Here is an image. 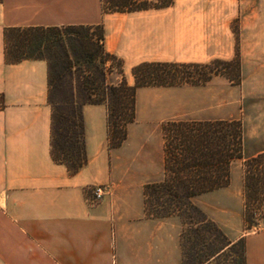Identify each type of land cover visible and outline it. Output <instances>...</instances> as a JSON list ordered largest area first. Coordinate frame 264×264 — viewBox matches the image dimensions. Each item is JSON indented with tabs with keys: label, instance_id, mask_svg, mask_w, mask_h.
<instances>
[{
	"label": "crops",
	"instance_id": "crops-1",
	"mask_svg": "<svg viewBox=\"0 0 264 264\" xmlns=\"http://www.w3.org/2000/svg\"><path fill=\"white\" fill-rule=\"evenodd\" d=\"M100 24L106 50L123 60L126 75L147 62L204 65L239 53L241 85L214 76L199 86L140 90L156 95L147 107L155 117L181 105L183 120H241L244 155L264 154V0H175L115 14L103 13L102 0H0V264H191L182 217L146 211L145 187L159 181L137 173L158 172V150L144 164L136 130L110 149L107 107L85 104L88 162L71 174L52 156L48 62L7 61L9 28ZM96 186L110 192L92 203ZM244 188L234 169L228 187L191 199L225 242L199 264H235L239 243L241 264H264V204L259 226L249 230Z\"/></svg>",
	"mask_w": 264,
	"mask_h": 264
},
{
	"label": "trees",
	"instance_id": "trees-1",
	"mask_svg": "<svg viewBox=\"0 0 264 264\" xmlns=\"http://www.w3.org/2000/svg\"><path fill=\"white\" fill-rule=\"evenodd\" d=\"M174 2L175 0H102V7L104 14L133 13L167 8ZM93 27L9 28L6 30L7 61L10 64H18L25 60H45L35 54L49 42V34L58 33L62 38L64 31L73 34L75 30L85 31ZM96 27L101 32L99 44L102 47L96 51V55L104 54L107 58L115 59L113 55L105 53L103 24ZM214 63L232 66V72L211 69L212 66L209 64L142 63L133 69L135 86L130 87L123 82L117 86L105 87L106 95L92 93L88 104L107 107L109 148H121L127 140L128 126L136 119V95L139 88L204 85L218 75L226 76L235 84L240 83L239 55L231 63L218 61ZM191 68L209 70V73L205 71L199 73V77H194L190 71L187 73ZM51 87L50 82V90ZM50 103L53 108V159L56 163L65 165L71 174H76L88 162L82 110L79 114L73 111L71 116L64 115L60 119L56 104ZM163 133L165 138L164 179L145 187L146 211L153 218L178 215L181 210L178 207L179 204L185 203V206H188L194 197L228 187L231 183L232 163L242 158L244 143L242 122L238 120L215 122L170 120L163 125ZM261 159L264 160V155L253 158L250 162H259ZM246 187L248 190L247 182ZM263 201L264 193L254 200V204L260 208ZM249 203L247 207L252 205L251 202ZM196 210L199 211L197 208ZM247 213L246 210V223L248 222Z\"/></svg>",
	"mask_w": 264,
	"mask_h": 264
},
{
	"label": "rangeland",
	"instance_id": "rangeland-1",
	"mask_svg": "<svg viewBox=\"0 0 264 264\" xmlns=\"http://www.w3.org/2000/svg\"><path fill=\"white\" fill-rule=\"evenodd\" d=\"M100 33V29L94 26L91 30H75V33L73 34H68L64 31L62 33V38L58 33L49 34V42L45 44L43 48H41L40 52H37L35 54V56L37 57L44 58L49 64L50 82L52 85L49 99L50 102L56 104L57 114L60 119L64 115L71 116L73 111L79 114L82 110L83 105L90 103V96L92 93H101L102 95H106L104 94L105 87L117 86L122 84L123 82H125L130 87L135 86V77L133 75V70L131 75H126L124 71L123 60L106 50L105 41V53L113 55L115 59L107 58L106 56H104V54H100L99 56L96 55V51L99 48H102L99 44ZM237 55H239V53L236 54V57ZM233 61L218 62L231 63ZM214 62L209 64L212 66L211 69H220V72H232V66L229 67L222 64H216ZM224 68H226V70ZM189 71L194 77H199L198 74L204 73L205 71L209 73V70L201 68L198 70L197 68H191L190 70H188L187 73H189ZM218 76H223L227 78L224 75ZM230 82L232 81L230 80ZM241 82L242 76L239 84H235L234 82H232V84L238 86L241 85ZM142 88L154 89L157 87ZM142 88H139L137 90L136 119L134 123L128 126V133L130 134L131 131L132 134V131L136 130L135 139L140 149L143 151V162L145 161V159H147V162L149 163L150 156L152 155V160L153 162H155V150L157 149L159 153L158 172L151 173L149 171H142L138 172L137 174L142 176L144 179H148V176H150V174H153V176L155 175L154 180L161 182L164 179L163 147L165 151L163 125L170 120H183V117L181 115V105L179 111L175 110L174 112V110L172 109L165 113L159 114L157 117L152 116L150 110L147 107L150 106L152 101L155 100L157 97L156 95H145L146 90H140ZM107 98L109 100L108 95ZM176 112H178V114H175ZM141 125H145L147 131H143L141 129ZM253 158L256 157L250 158L244 155L243 143L242 158L236 159L232 163L231 167V179L232 171L234 169H237L243 173V178L245 182V211H248L246 218L248 222L246 223V227L249 230H254L259 226L263 218L262 208L264 204L263 201L262 207L260 208H257V206L254 204V200L259 198L260 194L264 193V160L261 159L259 160V162H250V160ZM147 162L145 161L144 164H146ZM246 182L249 187L248 190L246 187ZM102 187L107 190L108 193L106 195H108L110 192V188H108V186ZM246 195L248 198L246 197ZM249 202H251L252 205L250 207H247L250 205ZM178 207L181 208L178 215L182 217L184 222L183 243L186 249L188 261L191 264H199L201 261L205 260V258L208 259L210 256H212L223 248L225 242L223 241L220 233L216 231L215 225L211 221L207 220L202 213L197 211L196 207L194 208L191 203L188 206H185V203H181L178 205ZM234 251L237 253L238 257L235 261V264H241V258L243 255L242 244H237L234 248Z\"/></svg>",
	"mask_w": 264,
	"mask_h": 264
},
{
	"label": "built area",
	"instance_id": "built-area-1",
	"mask_svg": "<svg viewBox=\"0 0 264 264\" xmlns=\"http://www.w3.org/2000/svg\"><path fill=\"white\" fill-rule=\"evenodd\" d=\"M92 192H93V200H92V203H98L108 193L107 190L104 189V187H102V186L94 187L92 189Z\"/></svg>",
	"mask_w": 264,
	"mask_h": 264
}]
</instances>
